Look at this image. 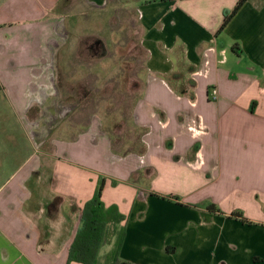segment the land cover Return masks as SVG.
I'll list each match as a JSON object with an SVG mask.
<instances>
[{
  "label": "crops",
  "instance_id": "0c3cea01",
  "mask_svg": "<svg viewBox=\"0 0 264 264\" xmlns=\"http://www.w3.org/2000/svg\"><path fill=\"white\" fill-rule=\"evenodd\" d=\"M238 1L0 0V264H66L100 178L129 218L122 261L264 264V0L220 31ZM107 11L136 16L147 53L128 153L98 115L81 126L58 102V81L79 76L56 72L79 33L68 18Z\"/></svg>",
  "mask_w": 264,
  "mask_h": 264
},
{
  "label": "rangeland",
  "instance_id": "374dc122",
  "mask_svg": "<svg viewBox=\"0 0 264 264\" xmlns=\"http://www.w3.org/2000/svg\"><path fill=\"white\" fill-rule=\"evenodd\" d=\"M87 14V20L80 13L68 18L77 25L79 33L71 35L72 43L69 41V44H65L66 47L61 51L63 56L68 58L67 60L70 59V64L56 65V72L58 74L78 72L79 76L77 81H58L61 93L58 102L62 103L61 107L66 103L76 105V111L72 116L74 120L80 122L81 126L90 121L91 115H98L107 128L109 137L113 139V148L116 151L132 152L139 148L138 144L133 145V140L135 138L139 140L140 134L133 129L132 112L135 101L141 96L144 88L143 78L146 73L147 57V53L142 48V34L137 18L131 12H123L122 16L120 12L115 11ZM98 41L101 48L96 49L95 44ZM92 46L95 47L92 48L93 50ZM89 73L93 76L85 77ZM102 75H109L108 80L101 78ZM3 115L5 121L9 122L8 114ZM2 121L0 133L4 129ZM10 123L14 130L13 134L16 135V132L18 134L13 119ZM77 128L80 129V127ZM109 163L113 164L111 160ZM108 192V195L112 194L110 198L117 196L112 190ZM109 247L111 246L101 250L102 255ZM163 257L167 260V264L183 262L208 264L211 261V256H192L181 253ZM164 258H158V260L162 261ZM242 260V264H247L246 260L243 258Z\"/></svg>",
  "mask_w": 264,
  "mask_h": 264
},
{
  "label": "trees",
  "instance_id": "16d2710c",
  "mask_svg": "<svg viewBox=\"0 0 264 264\" xmlns=\"http://www.w3.org/2000/svg\"><path fill=\"white\" fill-rule=\"evenodd\" d=\"M247 1L239 0L231 11L224 13L220 31L228 25ZM232 50L235 53L238 52L237 44H234ZM113 150L117 152L114 148ZM105 182L106 179L104 178L98 180L93 197L85 202L82 207L81 227L70 245L66 264H134L120 259L129 218L127 215L122 214L116 205L106 206L104 204L102 194ZM112 184L116 185L117 183L113 181ZM207 209L213 212L219 211L213 204H209ZM231 217L243 219L238 212L232 213ZM106 246H111V248L102 258L100 252ZM166 250L168 251V249Z\"/></svg>",
  "mask_w": 264,
  "mask_h": 264
},
{
  "label": "built area",
  "instance_id": "2783aa9c",
  "mask_svg": "<svg viewBox=\"0 0 264 264\" xmlns=\"http://www.w3.org/2000/svg\"><path fill=\"white\" fill-rule=\"evenodd\" d=\"M211 95H212L213 99H216L217 92L215 90H212Z\"/></svg>",
  "mask_w": 264,
  "mask_h": 264
},
{
  "label": "flooded vegetation",
  "instance_id": "af4514ba",
  "mask_svg": "<svg viewBox=\"0 0 264 264\" xmlns=\"http://www.w3.org/2000/svg\"><path fill=\"white\" fill-rule=\"evenodd\" d=\"M95 45H96V49H98V48H101V45H100V42H99V41H98V42H96V44H95ZM92 48H95V47H94V46H92V47H91V49H92ZM92 50H93V49H92Z\"/></svg>",
  "mask_w": 264,
  "mask_h": 264
}]
</instances>
